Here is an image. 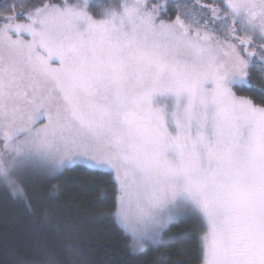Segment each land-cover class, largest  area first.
Here are the masks:
<instances>
[{
    "label": "snow or ice",
    "instance_id": "6c2138e0",
    "mask_svg": "<svg viewBox=\"0 0 264 264\" xmlns=\"http://www.w3.org/2000/svg\"><path fill=\"white\" fill-rule=\"evenodd\" d=\"M38 0L0 15V186L74 162L111 169L135 252L176 215L200 264H264V0ZM23 20V22H18ZM57 62V63H53Z\"/></svg>",
    "mask_w": 264,
    "mask_h": 264
},
{
    "label": "trees",
    "instance_id": "16d2710c",
    "mask_svg": "<svg viewBox=\"0 0 264 264\" xmlns=\"http://www.w3.org/2000/svg\"><path fill=\"white\" fill-rule=\"evenodd\" d=\"M38 0H0V15L22 12ZM194 0H167L174 19ZM210 5V0H203ZM259 65L250 70L253 90L238 93L264 105ZM27 199L0 186V264H200L202 225L195 215L170 222L157 243L140 252L114 216L117 184L107 172L74 165L49 177H23Z\"/></svg>",
    "mask_w": 264,
    "mask_h": 264
},
{
    "label": "rangeland",
    "instance_id": "374dc122",
    "mask_svg": "<svg viewBox=\"0 0 264 264\" xmlns=\"http://www.w3.org/2000/svg\"><path fill=\"white\" fill-rule=\"evenodd\" d=\"M205 1V0H204ZM211 1V3H212V0H210ZM217 6H219V0H217ZM18 22H23V20H20V21H18ZM54 64L55 63H57V62H53ZM235 91H236V94L238 95V96H240V97H245V96H243V95H241V94H239L238 93V89H234ZM247 98V97H246ZM256 104V103H255ZM258 105V104H257ZM259 106V105H258ZM74 165H81V166H84V167H87V168H89V169H92V170H96V171H102V172H107V173H109V174H111L112 176H113V178H114V173L112 172V170L111 169H108V168H103V169H93V168H91L90 166H88V164H87V162H85V161H80V160H78V161H76V162H74L73 164H71L70 166H67L65 169H68V168H70V167H72V166H74ZM64 169V170H65ZM63 170V171H64ZM29 174H45V175H47V176H49V177H53V176H55V175H52V174H48V173H29ZM28 174V175H29ZM56 175H58V174H56ZM115 180V179H114ZM118 187V186H117ZM193 215V214H191V213H189V212H183V213H180V214H178V215H176L175 217H173V219L172 220H174V219H178V218H181V217H183V216H186V215ZM171 220V221H172ZM170 221V222H171ZM170 222H169V224H170ZM118 223V222H117ZM168 224V225H169ZM119 225V224H118ZM120 226V225H119ZM168 227V226H167ZM120 228L122 229V231L126 234V235H128L129 237H130V240H131V242H132V236H131V234L129 233V232H126L121 226H120ZM167 229V228H166ZM165 229V230H166ZM164 230V231H165ZM163 231V232H164ZM163 232L161 233V235L163 234ZM161 235H160V237H159V239H158V241H155L154 243H157V242H159L160 241V238H161ZM146 242H153V241H151V240H145L144 242H143V246L139 249V250H137V251H135V252H140V251H142L143 249H144V247H145V244H146Z\"/></svg>",
    "mask_w": 264,
    "mask_h": 264
}]
</instances>
